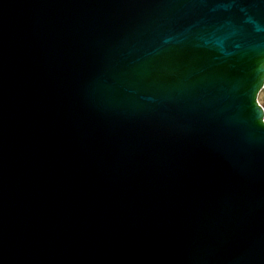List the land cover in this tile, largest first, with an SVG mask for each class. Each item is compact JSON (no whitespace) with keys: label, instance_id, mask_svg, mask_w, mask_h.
<instances>
[{"label":"water","instance_id":"water-1","mask_svg":"<svg viewBox=\"0 0 264 264\" xmlns=\"http://www.w3.org/2000/svg\"><path fill=\"white\" fill-rule=\"evenodd\" d=\"M264 0H0V264H264Z\"/></svg>","mask_w":264,"mask_h":264},{"label":"rangeland","instance_id":"rangeland-1","mask_svg":"<svg viewBox=\"0 0 264 264\" xmlns=\"http://www.w3.org/2000/svg\"><path fill=\"white\" fill-rule=\"evenodd\" d=\"M258 102L264 109V89L258 95Z\"/></svg>","mask_w":264,"mask_h":264}]
</instances>
